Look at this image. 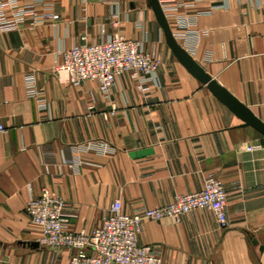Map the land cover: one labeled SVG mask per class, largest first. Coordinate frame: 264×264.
Here are the masks:
<instances>
[{"label": "crops", "instance_id": "crops-1", "mask_svg": "<svg viewBox=\"0 0 264 264\" xmlns=\"http://www.w3.org/2000/svg\"><path fill=\"white\" fill-rule=\"evenodd\" d=\"M170 1L177 42L264 122V0ZM52 6L53 22L0 30V264H68L74 251L40 246L26 215L43 189L66 202L70 230L93 231L115 200L140 213L201 190L210 174L228 195L224 226L195 210L144 221L139 242L158 246L164 264H264V136L178 62L146 0L120 1L117 18L103 0ZM83 36L143 41L160 59L158 84L123 74L108 96L93 81L72 86L56 67Z\"/></svg>", "mask_w": 264, "mask_h": 264}, {"label": "built area", "instance_id": "built-area-1", "mask_svg": "<svg viewBox=\"0 0 264 264\" xmlns=\"http://www.w3.org/2000/svg\"><path fill=\"white\" fill-rule=\"evenodd\" d=\"M103 1L117 8L112 13V17L117 18L122 0ZM159 1L165 14L178 8L170 0ZM52 2L30 0L28 4L20 5L19 0H0V30H16L27 24L38 26L53 22ZM60 54L62 62L56 70L59 74L64 73L68 82L75 87L93 81L98 84L100 92L108 96L116 80L123 74H130L142 83L158 84L160 59L147 52L140 40L113 36L105 41L90 42L83 36L78 43ZM26 86L30 96L37 95L33 77H27ZM0 131H4L2 125ZM227 200L223 182L210 174L206 176L201 190L176 195L170 203L140 213H125L121 201L115 200L109 215L93 231L70 230L65 213L66 202L48 189H43L38 197L30 198L25 212L30 221L40 228V246L74 251L68 264H164L158 246L139 242L144 221L171 219L178 222L191 211L210 210L219 224L224 226L227 222ZM2 259L0 249V263Z\"/></svg>", "mask_w": 264, "mask_h": 264}, {"label": "water", "instance_id": "water-1", "mask_svg": "<svg viewBox=\"0 0 264 264\" xmlns=\"http://www.w3.org/2000/svg\"><path fill=\"white\" fill-rule=\"evenodd\" d=\"M146 5L152 10L155 19L164 34L166 43L178 62H180L193 77L206 85L212 94L243 120L246 125L253 127L264 136V122H262L247 106L242 104L225 88L220 86L217 81L194 60L190 53L177 42L160 1L146 0ZM253 242L255 244L257 243L256 241Z\"/></svg>", "mask_w": 264, "mask_h": 264}]
</instances>
